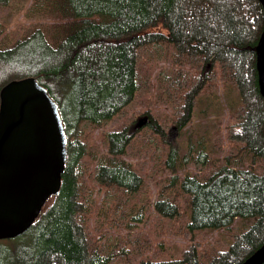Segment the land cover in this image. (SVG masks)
Listing matches in <instances>:
<instances>
[{"label":"trees","instance_id":"1","mask_svg":"<svg viewBox=\"0 0 264 264\" xmlns=\"http://www.w3.org/2000/svg\"><path fill=\"white\" fill-rule=\"evenodd\" d=\"M10 1L0 0V7ZM60 1L62 15L74 20L71 26L52 38L46 27L36 26L14 46L0 48V91L13 79L36 77L58 102L68 136L61 189L33 226L14 238L28 246L17 264H242L264 244V96L256 64L264 29L261 1ZM160 60L171 69L166 75ZM220 83L232 84L240 95L228 122L215 130L219 152L230 150L225 163L205 156L202 171L180 178L181 165L191 158L171 145L157 169L170 174L169 185L158 190L153 211L170 228L188 222L186 234L230 229L239 218L257 222L236 234L228 249L192 240L178 257L148 255V213L144 206L130 215L124 210L127 196L145 181L133 159L141 132L128 124L105 128L143 97L149 129L164 146L169 123L184 130L200 98ZM164 102L173 111L157 121L150 112ZM245 157L249 168L234 165ZM180 196L191 218L182 215ZM111 229L114 242L107 241Z\"/></svg>","mask_w":264,"mask_h":264},{"label":"rangeland","instance_id":"2","mask_svg":"<svg viewBox=\"0 0 264 264\" xmlns=\"http://www.w3.org/2000/svg\"><path fill=\"white\" fill-rule=\"evenodd\" d=\"M52 2L53 0H45L44 2H38V0H11L7 6L0 7V48L14 46L19 39L27 36L36 26L46 27L51 38L54 35L58 36L63 28L71 26L74 20L71 17L63 16L59 10L63 5L62 2L56 0L55 4L51 5ZM160 64L163 65L162 75L170 72L171 69L164 60H160ZM211 71L212 69L208 68V73ZM142 99L143 97L133 102L122 118L109 123L105 129L111 130L128 124L130 131L134 129L136 134L141 132L134 147L137 158L133 159L138 164L145 181L138 192L127 196L124 210L126 215H130L144 206L146 213H148L149 221L144 227L148 237L152 240V247L147 252L148 255L155 252L160 259H169L173 254L178 257L184 246L192 240L202 241L203 244L214 243L221 248H230L235 242V235L247 232L252 225L256 224L257 218H239L230 229L204 228L186 234V230L190 229L187 227L188 222L179 220L173 223L170 228V223L164 222L153 211V203L160 197L158 190L169 185L170 174H160L157 169H159L158 164L167 157L171 145L179 149L181 156L187 154L191 158L188 164L181 165L180 178L202 171L206 160L205 156L217 159L219 165L225 163L224 156L230 150L227 147L223 154L219 152L216 145L215 130L220 123L224 125L228 122L231 111L240 101L239 90L232 84L222 86L220 83L217 88L204 94L194 111L192 122L184 130L180 131L175 124L172 123L171 125L169 123V140L164 146L156 139V134L149 129L148 123L142 128H136L140 117H149V114L145 113L147 107ZM153 107L154 109L150 114L157 121H163L162 117H167V113L171 114L173 111L171 104L167 102L158 106L153 105ZM234 153H237V150H232L233 155ZM240 159L243 160L244 158ZM244 160V162L235 161L234 165L249 168L251 163L246 157ZM174 189L178 191L177 186ZM180 197L184 199L183 196ZM183 199L180 200L182 215L187 212L189 218H191L189 204L187 200ZM115 200L116 196L106 200L104 210H107ZM163 231L169 233L167 237L160 236ZM115 233V229H111L107 241L114 242ZM162 238H166L164 244H158ZM14 240H0V264H17L22 247H28L27 243Z\"/></svg>","mask_w":264,"mask_h":264},{"label":"water","instance_id":"3","mask_svg":"<svg viewBox=\"0 0 264 264\" xmlns=\"http://www.w3.org/2000/svg\"><path fill=\"white\" fill-rule=\"evenodd\" d=\"M264 6V0H260ZM264 96V29L257 48ZM210 68V66H208ZM149 121L140 117L136 128ZM68 136L58 102L34 76L13 79L0 91V240L27 232L59 193ZM242 264H264V244Z\"/></svg>","mask_w":264,"mask_h":264}]
</instances>
